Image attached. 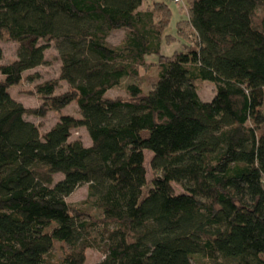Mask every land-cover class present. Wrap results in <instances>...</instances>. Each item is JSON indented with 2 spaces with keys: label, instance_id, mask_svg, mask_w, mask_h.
Returning a JSON list of instances; mask_svg holds the SVG:
<instances>
[{
  "label": "trees",
  "instance_id": "trees-1",
  "mask_svg": "<svg viewBox=\"0 0 264 264\" xmlns=\"http://www.w3.org/2000/svg\"><path fill=\"white\" fill-rule=\"evenodd\" d=\"M145 3L0 0V42L17 44L0 66V264H85L88 249L95 264H264V0H187L174 33L167 3ZM52 45L59 76L26 109L9 89ZM124 80L126 98L106 96ZM199 82L214 85L210 101ZM71 105L80 117L61 114L43 135L26 119ZM78 128L88 146L70 141ZM55 243L71 249L59 262Z\"/></svg>",
  "mask_w": 264,
  "mask_h": 264
},
{
  "label": "rangeland",
  "instance_id": "rangeland-1",
  "mask_svg": "<svg viewBox=\"0 0 264 264\" xmlns=\"http://www.w3.org/2000/svg\"><path fill=\"white\" fill-rule=\"evenodd\" d=\"M153 0H146V3L143 5L145 7H151L154 3ZM158 2H165L169 6L170 10L173 13V18L171 20V24L169 29L167 30L168 33L175 32V22L180 20V18H184L185 13V6L187 0H183L182 3L177 6L173 4L169 0H156ZM125 33L123 31L113 32L108 41L112 45H118L121 43L122 39L124 38ZM181 46L176 43L173 46H166L163 45L162 53L163 55H171L174 51L180 50ZM16 52H17V44L4 39L0 42V66L7 65L13 62L16 59ZM45 60L46 64L40 67H37L33 70L27 71L24 74V79L20 83V85L16 87H11L9 89L10 96L20 104H22L26 109H37L41 106L42 101L41 97L36 93V86L40 85L49 80H55L59 76V68H60V61L58 58L57 51L55 48L50 46L45 51ZM151 61V62H150ZM156 57H152L148 59L149 63L155 62ZM156 67L149 64V67L146 69L140 70V78L138 80V85L143 89L144 92H147L151 89L152 84L155 82L156 79ZM31 78V79H30ZM3 77L0 74V80ZM127 81H122L118 87H115L107 92L106 96L112 99L115 98H126V93L124 87ZM63 88H65V84H61ZM215 94V87L213 84L209 82H202L198 83V95L199 98L204 101H210ZM257 95L253 98L256 104ZM263 112V108H257V115H261ZM61 114L72 115L74 117H80L78 109L75 105H71L60 112H49L46 114L45 117L38 118L35 116H28L26 119L37 126L40 130V134L43 135L44 132L48 131L58 120ZM73 140H80L85 146L90 144V140L86 130L84 128H78L71 132L70 141ZM152 158V154L148 151L144 152V167L147 172V184L150 185L153 174L150 167V161ZM63 177L61 175H57L54 177L55 182L61 180ZM173 189L176 194L182 193V189L177 186L176 184H172ZM87 197V185H82L74 190V192L66 198L67 203L73 207H79ZM71 249L69 246L62 244V243H55L53 250L51 252L53 260L59 262L63 255L69 252ZM102 259V255L96 249H88L86 251V262L85 264H95L96 262Z\"/></svg>",
  "mask_w": 264,
  "mask_h": 264
},
{
  "label": "built area",
  "instance_id": "built-area-1",
  "mask_svg": "<svg viewBox=\"0 0 264 264\" xmlns=\"http://www.w3.org/2000/svg\"><path fill=\"white\" fill-rule=\"evenodd\" d=\"M173 4L179 6L183 0H170Z\"/></svg>",
  "mask_w": 264,
  "mask_h": 264
},
{
  "label": "crops",
  "instance_id": "crops-1",
  "mask_svg": "<svg viewBox=\"0 0 264 264\" xmlns=\"http://www.w3.org/2000/svg\"><path fill=\"white\" fill-rule=\"evenodd\" d=\"M156 2H158V1H156V0H153V1H152V3H156Z\"/></svg>",
  "mask_w": 264,
  "mask_h": 264
}]
</instances>
